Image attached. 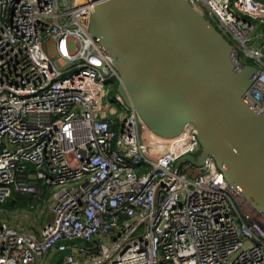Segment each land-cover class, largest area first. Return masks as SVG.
I'll list each match as a JSON object with an SVG mask.
<instances>
[{"label": "built area", "instance_id": "obj_1", "mask_svg": "<svg viewBox=\"0 0 264 264\" xmlns=\"http://www.w3.org/2000/svg\"><path fill=\"white\" fill-rule=\"evenodd\" d=\"M189 2L258 68L264 106V3ZM95 5L0 0V203L28 195L51 216L2 224L0 264H264V221L214 156L179 163L199 154L197 130L163 139L120 94L113 105L120 74L89 33Z\"/></svg>", "mask_w": 264, "mask_h": 264}, {"label": "water", "instance_id": "obj_2", "mask_svg": "<svg viewBox=\"0 0 264 264\" xmlns=\"http://www.w3.org/2000/svg\"><path fill=\"white\" fill-rule=\"evenodd\" d=\"M89 33L113 58L118 90L154 135L192 125L228 184L264 221V106L253 96L258 68L189 0H94Z\"/></svg>", "mask_w": 264, "mask_h": 264}, {"label": "rangeland", "instance_id": "obj_3", "mask_svg": "<svg viewBox=\"0 0 264 264\" xmlns=\"http://www.w3.org/2000/svg\"><path fill=\"white\" fill-rule=\"evenodd\" d=\"M201 7L205 9L203 5ZM258 21L259 20L255 19L252 20V22L251 21L250 22L252 24H256ZM48 52L49 54H54V50L51 47L49 48ZM118 86H119V82H116L110 94V99L113 101L114 106L123 107V104L117 98V95L120 94L118 90ZM122 99L124 103H126V99L124 97ZM32 205H33L32 198L25 209H8L0 205V226H2V224L3 225L5 224L6 226L18 230L20 228H25L29 230L31 229L38 230V228L42 226L44 222L48 220V218L51 216H49V209L46 207V203L44 201L41 200L36 207ZM23 231L25 230L23 229Z\"/></svg>", "mask_w": 264, "mask_h": 264}, {"label": "trees", "instance_id": "obj_4", "mask_svg": "<svg viewBox=\"0 0 264 264\" xmlns=\"http://www.w3.org/2000/svg\"><path fill=\"white\" fill-rule=\"evenodd\" d=\"M259 3H264V0H255ZM264 33V28L261 29ZM264 51V49H263ZM30 197L28 195L13 194L9 199L4 203H0L5 208L8 209H25L30 202Z\"/></svg>", "mask_w": 264, "mask_h": 264}, {"label": "bare ground", "instance_id": "obj_5", "mask_svg": "<svg viewBox=\"0 0 264 264\" xmlns=\"http://www.w3.org/2000/svg\"><path fill=\"white\" fill-rule=\"evenodd\" d=\"M257 2V1H256Z\"/></svg>", "mask_w": 264, "mask_h": 264}]
</instances>
